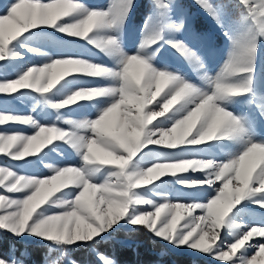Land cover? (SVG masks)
Instances as JSON below:
<instances>
[{"label":"rangeland","instance_id":"obj_1","mask_svg":"<svg viewBox=\"0 0 264 264\" xmlns=\"http://www.w3.org/2000/svg\"><path fill=\"white\" fill-rule=\"evenodd\" d=\"M139 225L264 264V0H0V230L81 264Z\"/></svg>","mask_w":264,"mask_h":264},{"label":"trees","instance_id":"obj_2","mask_svg":"<svg viewBox=\"0 0 264 264\" xmlns=\"http://www.w3.org/2000/svg\"><path fill=\"white\" fill-rule=\"evenodd\" d=\"M142 3L140 2L136 8L135 18L139 17L138 9ZM92 247L96 250L94 251ZM47 251L48 246L44 243L25 242L0 230V253L4 256L14 252L23 264H44L45 260L51 258ZM97 251L108 255L118 264H214L203 256L174 251L145 225L119 227L106 238L97 239L92 245L78 244L70 248L69 254L81 264H103ZM51 253L56 254L57 250L52 249Z\"/></svg>","mask_w":264,"mask_h":264}]
</instances>
